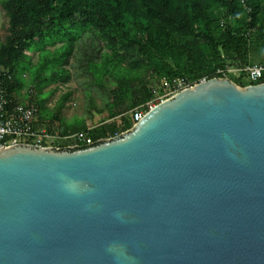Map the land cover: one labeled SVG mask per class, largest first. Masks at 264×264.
<instances>
[{
  "label": "water",
  "instance_id": "water-1",
  "mask_svg": "<svg viewBox=\"0 0 264 264\" xmlns=\"http://www.w3.org/2000/svg\"><path fill=\"white\" fill-rule=\"evenodd\" d=\"M0 264H264V83L202 80L91 147L0 149Z\"/></svg>",
  "mask_w": 264,
  "mask_h": 264
},
{
  "label": "trees",
  "instance_id": "trees-1",
  "mask_svg": "<svg viewBox=\"0 0 264 264\" xmlns=\"http://www.w3.org/2000/svg\"><path fill=\"white\" fill-rule=\"evenodd\" d=\"M259 1L245 0L246 4L252 3L250 8ZM2 6L11 32L7 46L0 48V69L12 77L8 81L1 76L9 95L15 91L14 69L26 57L29 47L41 49L47 45L46 41L52 44L67 39L53 60L54 64L66 65L72 44L78 39L73 34L76 28L97 26L98 35L110 45L119 39L120 48L134 50L133 45L127 44L128 32L132 29L145 32L144 25L148 24L150 31L141 46L143 58L154 73L169 82L182 79L191 85L220 78L218 70L224 71L226 67L224 56L229 59L238 55L246 60L248 50H264V0L251 22L242 19L240 0H3ZM221 15L232 19L236 27L221 28ZM256 20L262 27L254 28ZM194 29L200 30L202 36L195 37ZM177 36L194 37L188 53L174 46ZM128 99L126 90L114 93L109 106L111 122L89 132L94 142L132 127L130 115L136 107H127Z\"/></svg>",
  "mask_w": 264,
  "mask_h": 264
},
{
  "label": "rangeland",
  "instance_id": "rangeland-1",
  "mask_svg": "<svg viewBox=\"0 0 264 264\" xmlns=\"http://www.w3.org/2000/svg\"><path fill=\"white\" fill-rule=\"evenodd\" d=\"M262 1L250 8L252 3L246 4L245 0H240L242 19L251 22L255 11L261 9ZM2 2L0 0V48L6 47L11 38L9 18ZM219 25L221 28L226 25L236 27L232 19L223 18V15L220 16ZM255 27H262V23L256 20ZM144 28L145 32L133 29L128 32L127 44L133 45L134 50L120 48L119 39H116V44L110 45L98 35L97 26L76 28L73 34L78 39L72 44V53L63 66L54 64L53 60L67 39L52 44L46 41L47 45L41 49L30 46L25 52L26 57L14 69L13 97L34 104L41 122H50L52 128L65 134L86 127L93 131L101 128L102 124L110 123L109 106L114 93L126 90L129 97L126 106L136 108L147 103L157 105L169 99L177 79L169 82L162 75L154 73L143 58L142 42L150 31L148 24ZM193 34L195 37L202 36L198 29H194ZM193 38L177 36L174 46L188 53L193 47ZM224 58L226 67L224 71L218 70L220 78H227L244 88L247 82L241 70L263 63L264 50H248L246 60L238 55Z\"/></svg>",
  "mask_w": 264,
  "mask_h": 264
},
{
  "label": "built area",
  "instance_id": "built-area-1",
  "mask_svg": "<svg viewBox=\"0 0 264 264\" xmlns=\"http://www.w3.org/2000/svg\"><path fill=\"white\" fill-rule=\"evenodd\" d=\"M241 74L247 82V86L264 83V62L245 67L241 70ZM2 75L6 76L8 81L12 80L7 71H0V149L23 145L54 150H77L91 147L103 140H110L117 136L94 142L89 136V132L92 130L89 127L74 134L58 132L52 128L50 122L40 121L38 108L34 104L22 102L7 93L2 86ZM175 83L170 97L195 85L188 84L182 79H177ZM154 106L153 103H147L136 108L130 115L132 126Z\"/></svg>",
  "mask_w": 264,
  "mask_h": 264
}]
</instances>
